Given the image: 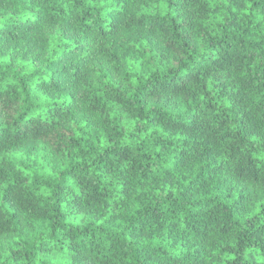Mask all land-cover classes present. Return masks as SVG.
I'll return each instance as SVG.
<instances>
[{"label": "trees", "instance_id": "16d2710c", "mask_svg": "<svg viewBox=\"0 0 264 264\" xmlns=\"http://www.w3.org/2000/svg\"><path fill=\"white\" fill-rule=\"evenodd\" d=\"M0 264H264V0H0Z\"/></svg>", "mask_w": 264, "mask_h": 264}]
</instances>
